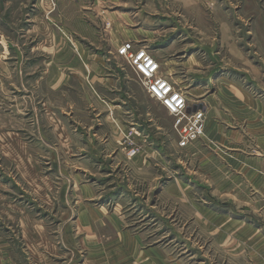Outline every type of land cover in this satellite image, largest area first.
<instances>
[{
    "label": "rangeland",
    "instance_id": "1",
    "mask_svg": "<svg viewBox=\"0 0 264 264\" xmlns=\"http://www.w3.org/2000/svg\"><path fill=\"white\" fill-rule=\"evenodd\" d=\"M120 33L147 44L192 99L216 101L224 138H200L214 174L175 146L173 118L112 50ZM50 71L60 89L45 85ZM247 102L264 107V0H0V123L34 117L50 133L27 141L39 164L31 178L15 170L26 161L18 142L1 137L17 126H0V257L36 264L44 248L29 229L42 220L59 248L46 254L63 264H155L157 249L177 264H255L232 253L247 246L243 229L264 238L259 185L235 196L221 187L234 152L263 156L227 108ZM4 200L15 218L3 217Z\"/></svg>",
    "mask_w": 264,
    "mask_h": 264
},
{
    "label": "crops",
    "instance_id": "2",
    "mask_svg": "<svg viewBox=\"0 0 264 264\" xmlns=\"http://www.w3.org/2000/svg\"><path fill=\"white\" fill-rule=\"evenodd\" d=\"M189 6V5H188ZM122 17L125 18L126 15L125 13H122ZM125 15V16H124ZM129 17V16H128ZM109 18V17H108ZM113 18L114 15H113ZM110 22L112 23L111 25L113 26V28L115 27V20H112L111 18L109 19ZM125 20V19H124ZM123 25V21L120 22ZM142 33V31H141ZM140 33V34H141ZM123 35H119L120 40H122ZM125 38V37H123ZM126 40V38H125ZM147 41V43L149 42L147 39H145ZM125 42V41H123ZM122 43L119 42L118 44H115L113 39H111V45L113 47L112 50H114V54L116 52V47L119 46ZM135 43V42H134ZM147 48L148 45L146 44ZM149 49V48H148ZM150 50V49H149ZM150 52L153 54V56L155 57V59H157V61L160 64V61L158 60L157 55L154 54L153 51L150 50ZM94 68H97L96 65L92 64L90 65ZM131 69V68H130ZM162 70V68H161ZM164 74L168 77L169 76L164 72ZM50 78L47 79L46 81V86H50L48 87L51 91H54L53 89H60L61 86L60 83H58L55 88L53 87V77H52V71H50L49 74ZM52 77V78H51ZM170 81H174L171 80ZM176 82V81H174ZM178 84V82H176ZM222 92L226 93L227 95L228 92H226L225 90H223ZM147 93V92H146ZM187 93V92H186ZM190 95L193 94H189L188 93V104L190 106H193V108L191 109H195V108H204L205 110V131L203 133V136H209L212 139H221L224 137H220L218 135V133H221V127L219 126V124H217L213 118L217 115L218 116V107H216V101L212 100L209 102V105L206 101V99H201L202 102L198 103L192 100V98L190 97ZM198 98V97H195ZM194 99V98H193ZM200 99V98H198ZM233 107V108H232ZM228 110L230 112L235 111L240 112V114H238L237 116V121H242L246 123V132L250 133L251 135H253L256 138V141L258 143V146L260 148V150L263 152V156H264V107L260 104V103H250L247 102L245 104L241 103V104H232V105H228L227 106ZM190 109V108H189ZM45 112H44V116L46 119V123L48 124V126H50L52 128V132L54 133V137H56L57 131H56V127L55 126V119L53 117V119H51V117H47V111L48 108H44ZM49 114V113H48ZM33 119V124L37 123L36 118ZM27 118H15V119H7L5 121H2L0 123V126H5V127H9V126H17L16 127V132L12 133L9 132L8 135H2V139H9V138H14L15 141L18 142L19 144V156L21 159H25L26 161L24 162V168H22L20 171L17 168V165H15L16 167V172H21V174H25L28 175L30 174V177L32 178V176L37 173L36 171L38 170L37 168L39 167L38 161L33 159L31 151H30V147L31 145L29 143H27V141H30L32 138L31 136H41V139L43 140H48L49 139V132L47 133V131H43L42 127L45 128V121L42 124V126H40L38 124V126L35 127V125L29 124V121H27ZM52 120V121H51ZM10 124V125H9ZM30 125H32V128L29 127ZM38 131V132H37ZM31 133V134H30ZM228 136H231V138H233V142H235L236 140H241V138L243 137L242 135L237 136L236 130H230V132L227 133ZM61 136V134L59 135ZM176 136V135H175ZM176 138V137H175ZM40 139V138H39ZM202 139H197L194 141H191L190 143H188V145L186 147H179L177 145V138L175 139V146L178 149H195V151L199 152L200 157L202 159V161L200 160V167L202 169H206L208 172H212V174H214L219 166L218 164H216L215 162L213 163V159L209 156V154H207L206 152H200V143L202 144ZM242 141V140H241ZM40 149H35V155L38 156L41 152ZM46 150V148H45ZM47 151V150H46ZM262 156V157H263ZM262 157H256L254 156L253 158L250 155H246V154H242L239 152H234L233 155H231L229 157L230 160V164L231 167L234 168L236 171L234 173L229 174L228 176L225 175V178L227 179L228 182V186L226 184H221V187L223 188H227L229 187L230 189V196L232 193H234V196L237 195V193H239V191H242L243 193H245L248 188L249 185L253 186V185H259L256 187H259L261 190V196L263 199L262 202V211H263V216H264V160H260L262 159ZM205 162L207 164H205ZM225 166V165H224ZM223 171L226 173L227 169H223ZM222 171V173L224 174V172ZM243 177V179H242ZM225 178L220 179L221 181H223ZM35 179V178H34ZM37 182V181H36ZM36 196L38 198V200L41 201V199H45V195H46V186H42V188L39 185H36ZM44 187V188H43ZM49 188V187H48ZM235 191V192H234ZM234 198V197H232ZM12 201V200H11ZM10 203L7 200H4V202L6 203V205L8 206L6 208V210L1 213H3L6 219H11V218H15V217H11L10 216V212H12V214H14V204L13 202ZM251 203V202H250ZM257 204V203H256ZM255 204V205H256ZM25 219L31 221V219L37 220L35 218H32L31 216L26 215V217H24ZM210 219L212 218H208V221H210ZM41 220V219H39ZM38 221V220H37ZM32 229H29V231H32L33 234L38 237L37 239L39 240V244L36 246H40L43 247L44 249H42V251H38V249L36 250V258H38L37 263L36 264H63V262L60 261H53L51 258H49V256L46 254L48 249L50 248L52 251H56V253L59 252V248L56 246H53L52 244H50L49 242V231H47V228L43 226L42 220L38 221V224H34L31 227ZM23 232V231H22ZM244 233H241L240 235H237L238 240L240 242V244H247V246H244L243 248L241 246H237V252L236 254L232 253V255L234 256V258L237 257L241 258V257H247L250 261H253L255 264H264V238L263 239H259V235L257 233V231H255V229L253 230V228H247V229H243ZM24 234V232H23ZM240 237H244L243 240H241ZM73 250V249H72ZM230 251V250H229ZM152 254L150 255V258L153 259L155 264H177L176 260L175 263L172 262V259L169 257L165 256V252L164 254L162 253L161 250L157 249V251H153L151 252ZM170 255V254H168ZM1 256V255H0ZM52 257V256H51ZM10 258L8 257V261L2 259V257H0V264H8L10 263Z\"/></svg>",
    "mask_w": 264,
    "mask_h": 264
},
{
    "label": "built area",
    "instance_id": "3",
    "mask_svg": "<svg viewBox=\"0 0 264 264\" xmlns=\"http://www.w3.org/2000/svg\"><path fill=\"white\" fill-rule=\"evenodd\" d=\"M115 55L140 79L147 94L158 102L173 118V128L179 147L202 138L205 131L204 108H193L188 104V93L179 84L170 81L161 70V64L145 44L138 45L126 40L116 47ZM190 108V109H189ZM135 152L132 148L128 154Z\"/></svg>",
    "mask_w": 264,
    "mask_h": 264
},
{
    "label": "bare ground",
    "instance_id": "4",
    "mask_svg": "<svg viewBox=\"0 0 264 264\" xmlns=\"http://www.w3.org/2000/svg\"><path fill=\"white\" fill-rule=\"evenodd\" d=\"M193 101H195V102H202V100H199V99H197V98H194V99H192Z\"/></svg>",
    "mask_w": 264,
    "mask_h": 264
}]
</instances>
